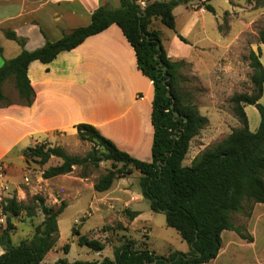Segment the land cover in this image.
I'll list each match as a JSON object with an SVG mask.
<instances>
[{
    "label": "trees",
    "instance_id": "trees-1",
    "mask_svg": "<svg viewBox=\"0 0 264 264\" xmlns=\"http://www.w3.org/2000/svg\"><path fill=\"white\" fill-rule=\"evenodd\" d=\"M139 1L119 0L118 8L101 7L93 13L88 26L74 29L56 42L47 40L43 47L34 51L25 49L24 38L6 31V38L15 41L22 51L0 67V106L11 105L4 92V84L9 79L14 83L21 104L32 105L35 93L28 76L31 63L50 64L60 53L72 51L87 38L117 25L135 50L139 70L154 86L152 162L135 159L121 151L89 124L77 125V136L81 141L93 143L100 157L94 153L85 158L71 156L63 148L45 143L25 149L22 155L27 164L33 161L40 166L48 164L53 157L62 161L60 165L44 170V179L71 174L76 166H97L99 159L111 162L114 169L94 184L98 193L109 191L117 180L133 171L139 172L143 198L153 212L165 215L167 226L187 243L189 251H176L166 257L148 246L136 248L133 242L125 241L114 248L113 258L73 263L59 259L55 264H209L219 255L224 231H235L242 239L253 241L233 225L231 214L242 212L246 204H264V105L260 104L264 95V65L261 53L251 51L248 56L252 92L235 94L231 98L240 127L202 151L186 166L184 162L192 141L207 126L209 119L183 94L179 78L183 62L168 57L161 32L152 23L160 21L181 41L188 43L176 29L175 8L191 1H201V8L209 12H214V8L209 4L211 0H147L144 7ZM258 38L264 46V29L258 32ZM246 106H255L260 113L261 123L256 132L250 130ZM82 178L86 175L83 174ZM32 201L33 206L18 201L16 197L3 200L1 214L5 216L3 223L7 221V227L0 236V245L5 249L0 264H42L56 247L60 238L58 219L66 204L49 207L38 195L33 196ZM36 210L43 214V222L35 228L31 239L15 243L13 219L23 212L33 219ZM125 212L130 221L140 215L128 209ZM78 244L95 252L106 248V243L83 235H79ZM69 250V245H65L63 252L68 254Z\"/></svg>",
    "mask_w": 264,
    "mask_h": 264
},
{
    "label": "rangeland",
    "instance_id": "rangeland-1",
    "mask_svg": "<svg viewBox=\"0 0 264 264\" xmlns=\"http://www.w3.org/2000/svg\"><path fill=\"white\" fill-rule=\"evenodd\" d=\"M201 4V1H191L180 4L174 10L178 31L186 32L185 27L193 25L188 40H186L189 43H194L196 37L198 39L209 37L211 40L224 44L225 41H230L241 32V47L244 49L233 48L231 53L226 56L229 64L226 66L228 71L225 72L219 70L222 68V61L218 57L222 55V48L202 51L187 46L192 59L198 62L194 65L181 61L183 65L179 73L180 88L185 97L199 107L201 114L209 118V123L200 135L193 139L189 154L184 162L186 166L190 165L202 151L222 141L239 126L238 119L233 113L231 98L235 94L251 93L253 90L252 69L248 59L251 51L247 47L251 44H260L258 32L264 29V0H211L209 4L214 8V12L201 8ZM157 26H160L164 41L171 39L176 34L160 23ZM204 41L208 47L212 48V44L207 40ZM261 62L264 65V47ZM2 65L3 63L0 64V67ZM214 67L215 75H212ZM211 75L212 77H210ZM208 81H211L210 83L216 87L214 94L207 91L205 87ZM4 92L10 103L18 101V97L14 95L15 87L12 80L4 85ZM260 104L264 105V95ZM246 113L251 131L256 132L261 123L259 111L255 106H246ZM39 141L42 142L41 144L45 143L51 147H61L71 156L85 158L94 153L100 157V154L95 152L96 147L93 143L81 141L78 136L67 133H55L47 139L41 138ZM34 144L35 142L32 141L23 142L11 152L6 162L5 179L2 180V186L14 187L17 185L25 190L26 198L22 202L31 206H33L32 197L34 196L31 195L32 193L43 197L49 207L58 208L62 203L66 204L64 212L58 219L60 234L58 248L61 247L59 259H66L71 263L79 260L102 261L105 258L114 257V248L125 241L133 242L136 248L148 246L158 255L166 257L176 251H187V243L174 229L167 226L163 213L153 212L149 202L143 197L139 202L135 201L136 196L142 193L139 172L133 171L131 175L117 180L122 182L124 188L132 192V209L141 211L140 218L130 221L125 212L126 208L109 210L107 205L100 206L92 198V184L114 169L111 162L99 159L97 166H76L65 179L63 177L56 178L54 181L49 180L46 184L41 179L43 171L60 165L62 161L53 157L45 166H40L33 161L27 164L25 159L24 161L21 159V152ZM119 167L120 165H118ZM83 174L86 175V178H83L84 182L78 179L82 178ZM26 178L29 179L28 183L24 181ZM80 186L84 190L80 195H76V190L71 192L72 189H78ZM35 188L38 189L33 192ZM13 192L17 196L18 191ZM4 199V195L0 197V219L5 218L1 214ZM258 206L264 208V204ZM43 220L44 216L39 210H36V216L33 219H29L23 212L12 221L16 227L13 241L20 243L31 239L35 228ZM231 220L233 225L253 240L252 242H256V245L252 246L251 243H248L249 241L242 239L235 231H226L222 237L225 245L227 242L243 243L239 247H233L234 257L231 261L222 259V263L264 264V211H261L260 208L255 211V205L246 204L242 212L231 214ZM6 227L7 221L4 223L0 221V236ZM79 235L86 236L90 240L104 242L106 248L102 252H95L87 247H82L78 244ZM65 245L70 247L68 254L62 251Z\"/></svg>",
    "mask_w": 264,
    "mask_h": 264
},
{
    "label": "crops",
    "instance_id": "crops-1",
    "mask_svg": "<svg viewBox=\"0 0 264 264\" xmlns=\"http://www.w3.org/2000/svg\"><path fill=\"white\" fill-rule=\"evenodd\" d=\"M139 2L146 4L147 0ZM105 6L118 8L119 0H0V47L2 48L0 64L15 58L22 51L15 41L6 38V31L15 32L18 37L24 38L25 49L34 51L43 47L47 40L56 42L74 29L88 26L92 21L93 13ZM158 23L160 21L155 20L152 26L161 31L160 26H157ZM185 28L186 32L178 29L177 31L188 40L193 25ZM241 35L239 32L230 41L222 44L209 37L203 39L196 37L194 43L188 41L185 43L175 34L167 41L162 39V44L168 57L173 61H184L194 65L198 61L192 59L187 46L202 51L222 48V55L218 57L222 61V68L219 70L226 72L228 71L226 66L229 64L226 56L233 48L244 49L241 47ZM204 40L212 44V48L208 47ZM263 47L261 44H251L247 49L255 53L260 51L262 54ZM215 67L212 75H215ZM28 76L35 93L32 105L21 104L15 89L14 95L18 97V101L8 107L0 106V162L5 166L11 152L21 143L35 142L31 146L33 147L42 143L39 139H47L55 133L77 136L76 126L80 124L94 126L121 151L133 158L152 162L154 128L151 118L154 86L152 81L139 70L135 50L117 25H112L102 33L87 38L72 51L60 53L50 64H42L39 61L31 63ZM210 82L208 81L205 87L214 94L216 87ZM238 125L237 128L240 127V124ZM22 152L21 159L24 161ZM62 177L65 179L68 175L56 178ZM56 178L41 179L48 184L49 180L54 181ZM78 179L84 182L83 178ZM2 185L1 181L0 189ZM9 189L11 192L18 191L17 196L12 193L18 201L25 200V190L17 185ZM74 190L76 195L84 191L81 186L72 189L71 192ZM92 193L93 200L100 206L107 205L109 210L124 207L136 211L132 209L133 194L123 187L122 182L116 181L105 193L96 192L92 184ZM31 195L35 196L34 193ZM142 197V193L137 195L135 201L139 202ZM258 205L260 204L255 205V211L257 208L264 211V208ZM137 212L140 215L135 220L141 216V211ZM58 243L42 264H55L59 260L61 247L58 248ZM242 243L227 242L225 245L222 238L219 255L209 264H221L224 259L231 261L234 257L233 247H239ZM248 243L252 246L256 245V242ZM188 251L189 247L184 253Z\"/></svg>",
    "mask_w": 264,
    "mask_h": 264
},
{
    "label": "built area",
    "instance_id": "built-area-1",
    "mask_svg": "<svg viewBox=\"0 0 264 264\" xmlns=\"http://www.w3.org/2000/svg\"><path fill=\"white\" fill-rule=\"evenodd\" d=\"M140 4L142 6H145V4L143 2H140ZM5 170H6V166L3 162H0V180H4V176H5ZM25 182H29V179L26 178L24 180ZM6 198H13L15 196H13L12 192L10 191L9 187L7 185H5L4 187L2 186V188L0 189V197L3 196ZM1 222H3V219L0 220Z\"/></svg>",
    "mask_w": 264,
    "mask_h": 264
},
{
    "label": "water",
    "instance_id": "water-1",
    "mask_svg": "<svg viewBox=\"0 0 264 264\" xmlns=\"http://www.w3.org/2000/svg\"><path fill=\"white\" fill-rule=\"evenodd\" d=\"M170 96V95H168ZM5 253V250L0 246V256L3 255Z\"/></svg>",
    "mask_w": 264,
    "mask_h": 264
}]
</instances>
